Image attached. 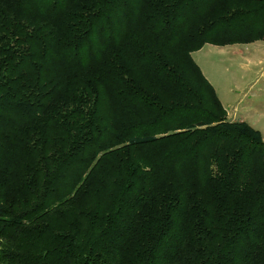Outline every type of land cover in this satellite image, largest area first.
<instances>
[{
  "label": "trees",
  "instance_id": "obj_1",
  "mask_svg": "<svg viewBox=\"0 0 264 264\" xmlns=\"http://www.w3.org/2000/svg\"><path fill=\"white\" fill-rule=\"evenodd\" d=\"M264 41V0H0V264H264V139L193 53Z\"/></svg>",
  "mask_w": 264,
  "mask_h": 264
},
{
  "label": "rangeland",
  "instance_id": "obj_2",
  "mask_svg": "<svg viewBox=\"0 0 264 264\" xmlns=\"http://www.w3.org/2000/svg\"><path fill=\"white\" fill-rule=\"evenodd\" d=\"M192 55L227 112L237 111L264 139V41L207 43Z\"/></svg>",
  "mask_w": 264,
  "mask_h": 264
},
{
  "label": "crops",
  "instance_id": "obj_3",
  "mask_svg": "<svg viewBox=\"0 0 264 264\" xmlns=\"http://www.w3.org/2000/svg\"><path fill=\"white\" fill-rule=\"evenodd\" d=\"M231 116H233L232 120L243 121L241 118L239 119L237 111H236V113H234V112L233 113H229L228 112V118L229 119H231Z\"/></svg>",
  "mask_w": 264,
  "mask_h": 264
}]
</instances>
